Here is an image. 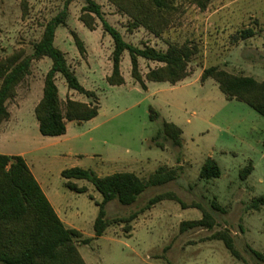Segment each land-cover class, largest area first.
<instances>
[{
    "label": "rangeland",
    "instance_id": "obj_1",
    "mask_svg": "<svg viewBox=\"0 0 264 264\" xmlns=\"http://www.w3.org/2000/svg\"><path fill=\"white\" fill-rule=\"evenodd\" d=\"M67 0H0V59L14 51L32 54L45 24L64 10ZM104 20L116 28L123 40L138 48L146 46L165 51L169 44L189 43L198 54L189 64L190 76L171 85L144 81L146 89L131 78L128 53L122 55L121 86H110L112 39L102 23L95 20L89 31L79 21L84 0L67 6V26L58 27L54 45L64 53L79 84L97 96L98 115L88 122L66 123L63 136L39 134L34 108L42 96L43 79L51 61H33L29 75L7 102L10 117L0 126V155H22L44 195L66 228L93 239L89 245L76 242L85 264H264V206L252 208V201L264 196V118L246 104L227 101L210 78L201 82L204 69L217 67L236 76L264 81V0H210L205 10L185 4L183 12L169 30L157 38L143 28L129 32V20L106 0H93ZM254 36L235 41L241 31ZM70 32L85 47L81 57ZM157 63L139 59L142 78ZM55 84L63 104L67 99L90 100L69 91L57 75ZM150 109L157 115L150 120ZM167 122L182 131V146L160 139L164 149L152 138ZM212 159L221 176L201 180L203 163ZM249 164L253 171L245 181L239 173ZM159 167L175 169L177 178L163 186L148 188L135 204L117 201L105 207L106 219L127 217L159 194L171 193L186 205L198 204L209 213L212 229L181 231L185 221L202 218V211L182 209L164 200L140 214L126 234L123 225H113L96 238L93 231L96 203L102 196L84 180H72L86 192L77 194L65 187L61 172L80 168L105 177L115 173H134L147 180ZM215 202L219 207H212ZM227 232L242 261L235 259L223 243L210 240L217 232ZM249 249L256 251L257 259Z\"/></svg>",
    "mask_w": 264,
    "mask_h": 264
},
{
    "label": "trees",
    "instance_id": "obj_2",
    "mask_svg": "<svg viewBox=\"0 0 264 264\" xmlns=\"http://www.w3.org/2000/svg\"><path fill=\"white\" fill-rule=\"evenodd\" d=\"M74 0H67L64 10L50 19L44 26L38 42L34 43L32 54L26 56L24 51H14L0 59V126L7 121L10 113L7 102L16 96V88L30 73L33 61L48 58L51 67L43 79L42 96L34 108V116L38 123L39 134L43 137H60L66 133L68 122H88L98 115L97 96L85 90L78 82L74 72L66 62L65 55L54 45L55 32L58 27L67 26V6ZM117 11L129 20L128 30L143 28L154 37H161L172 26L183 12L185 4L205 10L210 0H106ZM24 0H22V3ZM79 21L89 31L95 30V20L99 19L105 34L112 39L111 74L106 78L110 86H121L124 78L120 72L122 55L127 52L131 66V78L143 90L144 81L169 83L175 85L191 74L189 64L198 54V48L189 43L181 45L169 44L165 51L152 47L138 48L126 43L120 32L108 24L102 15L101 8L93 0H84ZM74 44L81 57L85 56V47L80 38L70 32ZM254 36L252 30L241 31L234 37L235 41L247 40ZM139 59L157 63L160 66L150 70L144 78L139 73ZM59 75L69 91H74L89 99V103L67 99L63 104L58 96L55 84ZM212 79L227 101H238L246 104L264 118V81L258 82L252 77L236 76L217 67H209L202 71L201 82ZM157 115L150 109V120L155 121ZM182 131L177 126L163 122L161 129L152 138L157 148L164 149L160 139L170 141L174 147L182 146ZM251 164L242 169L239 179L245 181L252 173ZM221 176L217 164L208 158L199 171L201 180L218 179ZM65 187L77 194L85 193V187H77L72 180H84L93 185L102 196V202L96 203L97 216L93 231L96 238L104 235L107 228L123 225V231H132V222L138 216L158 203L168 200L177 202L182 209L195 208L202 211V218L196 221L181 223L180 230L195 228L212 229L214 220L198 204L186 205L171 193L159 194L150 198L144 207L132 212L127 217L106 219L105 207L112 201L122 206H131L148 188L166 185L177 178L175 169L159 167L147 180L140 179L134 173H115L98 177L88 170L70 168L61 172ZM264 206V196L252 201V208L258 210ZM212 207L219 210L215 202ZM93 239H82V233L66 228L57 216L39 184L30 172L22 156L0 155V264H85L81 258L76 242L89 245ZM210 240L221 241L232 257L242 261L232 238L225 232H217ZM249 252L257 259L263 260L256 251Z\"/></svg>",
    "mask_w": 264,
    "mask_h": 264
},
{
    "label": "crops",
    "instance_id": "obj_3",
    "mask_svg": "<svg viewBox=\"0 0 264 264\" xmlns=\"http://www.w3.org/2000/svg\"><path fill=\"white\" fill-rule=\"evenodd\" d=\"M18 156H22V155H18ZM23 157V156H22ZM52 206V205H51ZM54 209V208H53ZM55 211V209H54ZM56 212V211H55ZM57 216L59 217L58 213L56 212ZM60 218V217H59ZM61 220V219H60ZM62 221V220H61Z\"/></svg>",
    "mask_w": 264,
    "mask_h": 264
}]
</instances>
